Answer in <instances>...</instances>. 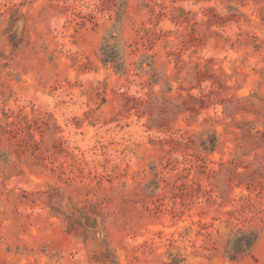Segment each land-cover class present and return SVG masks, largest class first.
<instances>
[{"label":"rangeland","instance_id":"rangeland-1","mask_svg":"<svg viewBox=\"0 0 264 264\" xmlns=\"http://www.w3.org/2000/svg\"><path fill=\"white\" fill-rule=\"evenodd\" d=\"M0 264H264V0H0Z\"/></svg>","mask_w":264,"mask_h":264},{"label":"trees","instance_id":"trees-1","mask_svg":"<svg viewBox=\"0 0 264 264\" xmlns=\"http://www.w3.org/2000/svg\"><path fill=\"white\" fill-rule=\"evenodd\" d=\"M119 39L117 35L111 33L105 40L101 48L102 62L106 65L112 64L114 69L118 73L126 74L127 73V61L125 53L122 54L121 47L119 44ZM143 60L139 65L141 71L144 70L145 64H148L151 68L154 67V55H144ZM148 59H151V62H148ZM153 59V61H152ZM208 144V145H207ZM203 145L205 150L209 152H214L218 146V138L216 133L211 134L209 140H203ZM258 240V235L254 232L245 233L242 232L240 236L234 239L227 251L228 256L232 260H236L242 255L250 252L254 247L255 243Z\"/></svg>","mask_w":264,"mask_h":264}]
</instances>
